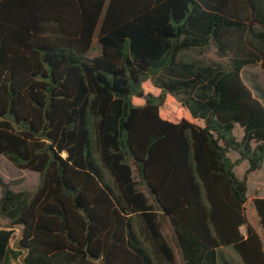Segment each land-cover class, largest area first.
I'll use <instances>...</instances> for the list:
<instances>
[{"label": "trees", "instance_id": "1", "mask_svg": "<svg viewBox=\"0 0 264 264\" xmlns=\"http://www.w3.org/2000/svg\"><path fill=\"white\" fill-rule=\"evenodd\" d=\"M211 43L230 67L179 58ZM256 64L264 0H0V156L39 176L0 177V264H264Z\"/></svg>", "mask_w": 264, "mask_h": 264}, {"label": "rangeland", "instance_id": "2", "mask_svg": "<svg viewBox=\"0 0 264 264\" xmlns=\"http://www.w3.org/2000/svg\"><path fill=\"white\" fill-rule=\"evenodd\" d=\"M247 39L245 38V41ZM100 47L97 45L96 40L93 41V45L89 53L87 54L88 58H93L97 55H100ZM179 58L188 63L198 62L201 65H220L224 69L230 67L231 59L233 54L231 52L222 53L218 50L217 46L214 43H211L205 49L191 50L182 52L179 55ZM242 80L244 84L251 90L253 96L259 98L261 101L264 100V72L260 68V65L247 66L242 70L241 73ZM161 77V74H158L155 77H149V80L156 85V79ZM184 95L179 96L177 99L184 98ZM235 136L240 138L241 129L236 126L234 130ZM231 160L235 161L237 156L230 154ZM248 167L247 162L240 163L239 166L235 167L234 172L238 179H242L245 175V171ZM0 177L4 182L10 184V189L14 192L18 191H33L39 182V176L37 173L31 171H21L15 168L11 163H9L5 158L0 156ZM247 199H253L255 197L264 198V164L262 168L252 174L247 175ZM1 196V192H0ZM245 214L250 224H254L255 213L250 204L245 205ZM5 221L0 219V226H3ZM169 224H165L167 228ZM245 232L244 228H242ZM165 233H168L167 230H164ZM15 239L12 238L11 245L13 246Z\"/></svg>", "mask_w": 264, "mask_h": 264}, {"label": "crops", "instance_id": "3", "mask_svg": "<svg viewBox=\"0 0 264 264\" xmlns=\"http://www.w3.org/2000/svg\"><path fill=\"white\" fill-rule=\"evenodd\" d=\"M259 65V64H258ZM229 157H230V154H229ZM231 159V157H230ZM235 169V168H234ZM235 173V172H234ZM252 174V173H251ZM236 175V174H235ZM237 177V176H236ZM260 198V197H259ZM243 228V227H242ZM242 228H240V231L242 234H245V232H243ZM19 233L20 231L18 229H15L14 231V235H13V238L16 240L18 237H19ZM12 246V245H11ZM225 252L229 253L230 255H232L234 258H237L236 254L232 251V249L230 248H225L223 249Z\"/></svg>", "mask_w": 264, "mask_h": 264}]
</instances>
